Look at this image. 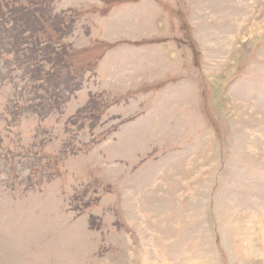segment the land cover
<instances>
[{"label":"rangeland","instance_id":"obj_1","mask_svg":"<svg viewBox=\"0 0 264 264\" xmlns=\"http://www.w3.org/2000/svg\"><path fill=\"white\" fill-rule=\"evenodd\" d=\"M117 6L185 73L103 91ZM0 264H264V0H0Z\"/></svg>","mask_w":264,"mask_h":264},{"label":"crops","instance_id":"obj_2","mask_svg":"<svg viewBox=\"0 0 264 264\" xmlns=\"http://www.w3.org/2000/svg\"><path fill=\"white\" fill-rule=\"evenodd\" d=\"M126 7L127 6H117L113 8L108 14V18H113L111 21H108V19L104 17L103 23L104 26L107 27L105 24L108 21L111 27L106 28L107 30H105L104 28L100 29L96 26L94 29L92 28L93 32L92 35H90L93 39L97 41L100 40V42H106L110 45L108 49L104 50L102 57L98 60L95 66L98 77L97 79H99L103 91L106 90L104 82H108L111 84L107 91L110 90V93H115L119 90L117 81L120 82L123 79L127 81V88L124 90V93L130 87L135 85L139 86V84L141 86L148 85L150 88L155 87L158 79L159 82L160 80L161 82L167 80L162 79L167 77L168 68H171L176 62L180 67L178 70L179 75L183 72L185 73V68L181 67L180 64V62L184 61L183 54L179 52V48L175 47V42L167 41L168 43H166V40L161 42H151L153 38L157 36L156 32L160 28V23L155 24L154 26L149 25L142 28L137 27L134 15L137 12L136 10H133L134 12L129 19L120 16L119 11L126 10ZM139 19L140 17L137 18V21H139ZM106 31H109L108 34ZM164 36L165 34L161 32L158 33L157 37L164 38ZM127 41L130 43H127V45H120V42ZM185 61H187V63L189 62L188 60ZM165 70L166 74L164 78L160 77V73ZM150 79H153V83L148 84L147 82H149ZM167 86L168 85H163L159 90L166 93ZM98 90H100V88ZM152 94L155 93L153 92ZM120 95L123 96L124 94L122 93Z\"/></svg>","mask_w":264,"mask_h":264},{"label":"trees","instance_id":"obj_3","mask_svg":"<svg viewBox=\"0 0 264 264\" xmlns=\"http://www.w3.org/2000/svg\"><path fill=\"white\" fill-rule=\"evenodd\" d=\"M26 11H27V9H26ZM42 20V19H41ZM38 26H40V25H38ZM37 30V28H36V26H35V28H34V31H36ZM37 31H39V30H37ZM36 33V32H35ZM29 40L30 41H32V42H34L35 41V43H36V39H35V37H31V38H29ZM27 43H23V42H21V47L22 48H24V46L26 45ZM20 47V46H19Z\"/></svg>","mask_w":264,"mask_h":264}]
</instances>
